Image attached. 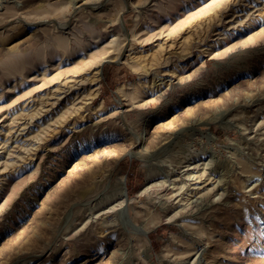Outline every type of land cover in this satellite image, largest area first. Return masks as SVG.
<instances>
[{
  "label": "rangeland",
  "instance_id": "rangeland-1",
  "mask_svg": "<svg viewBox=\"0 0 264 264\" xmlns=\"http://www.w3.org/2000/svg\"><path fill=\"white\" fill-rule=\"evenodd\" d=\"M0 264H264V0H0Z\"/></svg>",
  "mask_w": 264,
  "mask_h": 264
},
{
  "label": "bare ground",
  "instance_id": "bare-ground-1",
  "mask_svg": "<svg viewBox=\"0 0 264 264\" xmlns=\"http://www.w3.org/2000/svg\"><path fill=\"white\" fill-rule=\"evenodd\" d=\"M102 71H101V69L99 68V70L96 72V73H98V74H100ZM96 77V76H95ZM155 79V78H154ZM153 81V80H152ZM195 154V153H194ZM197 155H198V153H197ZM191 160V159H190ZM187 164V163H186ZM193 164V163H192ZM195 164V163H194ZM208 164V163H207ZM211 164V163H210ZM196 165H200V163H196L194 166L195 167H197ZM203 165H205L204 163H203ZM188 166V165H187ZM190 166V165H189ZM208 166V165H207ZM193 166H191V168H192ZM207 168V167H206ZM190 169V168H189ZM205 169V168H204ZM201 170V169H200ZM199 170V171H200ZM194 171V170H193ZM202 171V170H201ZM207 171V170H206ZM170 173H171V171H170ZM173 173V172H172ZM197 173V172H196ZM168 174V173H167ZM189 174H191L190 172H189ZM198 174H200V173H198ZM203 174V173H202ZM202 174H201V176H202ZM187 175H188V173H187ZM197 175V174H196ZM186 176V175H185ZM200 175H199V178L201 177ZM195 178H196V176H194ZM193 177V178H194ZM198 177V176H197ZM122 179H121V186H120V188L118 189V191L116 192V194H114L112 197H110V198H108L107 200H109L111 203H110V205L111 206H108L109 208V210H111V211H113L114 213H115V211L118 213V214H121L122 216H123V218L129 223V224H131L132 226H137V224L133 221V218H131L130 216H128V210H129V206H128V203H129V201H130V199H129V195H128V192H127V189H126V187H125V179L123 178V177H121ZM207 178V177H206ZM168 179V178H167ZM183 179V178H182ZM190 179V178H189ZM198 179V178H197ZM181 180V179H180ZM198 180H200V179H198ZM206 180V179H205ZM208 180V179H207ZM206 180V181H207ZM165 181V180H164ZM204 181V180H203ZM178 183V182H177ZM177 183H175V184H177ZM186 183V182H185ZM157 184V183H156ZM156 184H154V186L153 187H157V185ZM169 184V183H168ZM159 185V184H158ZM195 185V184H194ZM193 185V186H194ZM162 186V185H161ZM195 186H197V185H195ZM201 186V185H200ZM172 187V186H171ZM174 187V186H173ZM189 187V186H188ZM206 187V186H205ZM159 188V187H158ZM165 188V187H164ZM150 189V188H149ZM148 189V190H149ZM151 189H152V187H151ZM200 189V188H199ZM211 190V189H210ZM171 191V190H170ZM169 191V192H170ZM177 191V190H176ZM198 191V190H197ZM207 191H208V189H207ZM200 192H201V190H200ZM164 193V192H163ZM173 192H171V194H172ZM187 193V192H186ZM190 193V192H189ZM168 194H170V193H168ZM112 195V194H111ZM164 195V194H163ZM159 197V196H158ZM103 198V197H102ZM104 199H105V197H104ZM160 199V198H159ZM170 199V198H169ZM172 199V198H171ZM175 199V198H174ZM186 200H188V199H186ZM103 201V200H102ZM106 201V200H105ZM163 201H164V199H163ZM101 202H99V204H100ZM102 203H104V202H102ZM173 204V203H172ZM108 205V204H107ZM157 205V204H156ZM102 206V205H101ZM101 206L99 207V208H101ZM158 206V205H157ZM160 207V206H159ZM103 209V208H102ZM105 211H106V209H104ZM162 210V209H161ZM130 212V211H129ZM112 213V212H111ZM128 224V225H129ZM137 228L141 231V232H143L144 234H147L146 232V230H144L143 228H141V227H139V226H137Z\"/></svg>",
  "mask_w": 264,
  "mask_h": 264
}]
</instances>
